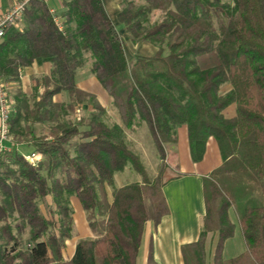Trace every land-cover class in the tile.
<instances>
[{
  "label": "trees",
  "instance_id": "trees-1",
  "mask_svg": "<svg viewBox=\"0 0 264 264\" xmlns=\"http://www.w3.org/2000/svg\"><path fill=\"white\" fill-rule=\"evenodd\" d=\"M139 1L123 0L118 20L133 45L156 48L152 57L129 59L102 0H63L59 15L31 0L22 29L8 30L0 42V76L8 82L20 81L34 63L52 64L32 95L15 93L16 146L0 152V264H137L146 224L158 225L169 213L163 188L178 174L165 160L181 125L195 163L210 138L222 155L204 179L206 215L199 240L182 249L185 264H207L209 233L218 234L213 264H264V0ZM155 11L163 18L148 26ZM88 58L120 123L109 126L97 97L77 86ZM60 94L68 101L55 102ZM84 104L94 111L77 123L69 119ZM232 105L236 115L227 118ZM46 124L48 132L37 134L36 126ZM142 124L162 159L154 179L126 143ZM22 143L40 161L30 163L17 148ZM129 165L141 181L117 186L116 174ZM72 197L94 237L80 240L65 260L74 238ZM231 209L246 250L225 259L235 234Z\"/></svg>",
  "mask_w": 264,
  "mask_h": 264
},
{
  "label": "crops",
  "instance_id": "crops-1",
  "mask_svg": "<svg viewBox=\"0 0 264 264\" xmlns=\"http://www.w3.org/2000/svg\"><path fill=\"white\" fill-rule=\"evenodd\" d=\"M13 1L15 0H0V9L2 11L7 10ZM102 1L108 16L122 36V40L123 35H126L125 38H127L129 44L134 47L133 55H128L129 59L132 60L135 54L148 57L154 56L157 52L155 47L145 43L133 45L128 35L124 34L126 33L125 25L118 20V15L122 10L123 0ZM47 5L56 15H59L64 11L63 0H48ZM91 67L92 61L88 58L86 65L78 70L76 74L77 86L80 89L95 95L101 106L106 110L107 107L101 97L107 98L109 100L108 104L110 102L112 104V99L92 74ZM51 71V63H34L31 66L24 68L21 71L20 81L11 82L14 94L17 91H22L27 95L33 94L36 87L40 88V79L45 76H50ZM103 94H105V96ZM108 100H106V102ZM54 101L62 103L68 101V98L65 94H60L55 96ZM225 115L227 118L235 117L236 106H230L225 111ZM1 146L3 147V150L10 151L14 149L16 143L12 141L3 142ZM17 148L20 152L26 155L33 153L32 148L29 152L22 151L21 144L17 145ZM168 151L170 159L169 165L171 168H175L176 173L178 174V177L171 180L163 188L169 207V213L162 218L158 225H155L153 222L146 224L137 264H148L150 256L152 257L154 264H185L182 249L184 246L196 243L199 240L203 227V218L206 215L204 179L209 177L211 173L218 169L222 164L220 148L214 138L208 140L204 159L198 163H195L192 160L189 132L186 125H181L177 128L176 142L169 147ZM72 199L75 200L74 212L78 213L80 224L77 220L75 221L78 237L76 236L72 240L66 242L67 246L64 250L65 260H70L74 256L76 245L80 240L92 239L94 237L80 201L76 197H72ZM48 202L51 204L49 199ZM229 215L232 223L235 225L234 235H236L238 232H241L238 216L235 218L234 214L231 212ZM81 228L85 234L82 237L79 232ZM232 239L233 238H230L226 241L224 254L226 253L228 242ZM70 242H73L72 249L69 248ZM213 245V239H210L206 244L207 264L213 262L212 259L215 250ZM237 251L238 249L236 250V254H229V256H224V258L232 259L245 252L244 248L243 250H240L241 252Z\"/></svg>",
  "mask_w": 264,
  "mask_h": 264
},
{
  "label": "rangeland",
  "instance_id": "rangeland-1",
  "mask_svg": "<svg viewBox=\"0 0 264 264\" xmlns=\"http://www.w3.org/2000/svg\"><path fill=\"white\" fill-rule=\"evenodd\" d=\"M127 1H130V0H127ZM133 1H135V3L137 5L141 4V1H139V0H133ZM125 3H126V1L123 3V5H125ZM162 18H163L162 14L158 11H155L154 13H152L150 15V20L147 23V25L151 26L155 22L162 20ZM124 34H126V33H124ZM125 37H126V35H123L124 44L126 45V48H125L126 52L128 55H133L134 47L129 44L128 39ZM145 44L153 46L150 43H145ZM230 89H231L230 87H227V88H225L224 92H228V90H230ZM10 93L15 98V94L13 92V86L10 90ZM103 95L105 96V94H103ZM101 98H103L104 104L107 107V109L105 110L106 112L103 115V120L109 126H113L116 123H120V118H119L118 112L114 108L113 104H111V102L108 104L109 100L107 98H104V97H101ZM106 100H108V101L106 102ZM93 111H94V109H93L92 105L84 104V105H81L80 107H78L76 112L73 113L69 119H71L75 123H77L79 121V119L84 118V117L85 118L88 117L89 114H91ZM66 120H67V118H66ZM36 129H37V134H42V132L47 133L49 130V125L48 124L37 125ZM11 141L16 143V141L14 140L13 137H12ZM126 143L134 153H136L137 155H139L141 157V160H142V162H143V164H144V166H145V168L149 174V177L151 179H154L159 172V165L162 163V159L159 156L157 149L155 148L154 141L151 137V134H150L147 126L145 124L139 125L135 128L134 131L129 132L127 134V137H126ZM21 150L24 152H29L31 150V147L27 143H22L21 144ZM31 154H29V155H31ZM29 155H27V156H29ZM165 162L170 163L169 155L167 156ZM172 173L176 174L175 168H173ZM115 181H116V185L121 187L124 185L139 182V181H141V178L134 172V170L132 169V166L129 165L125 169V171H123L122 173L116 174V180ZM110 191H111V189H110ZM48 199L51 202L50 205L53 206L52 197H49ZM74 203H75V200L71 198L70 199V205L73 209V217L75 218V220H74V237H76V236L78 237V231L76 230L75 221L77 220V222L80 224V219H79L78 213L74 212ZM42 209L47 214L44 207H42ZM230 212L234 214L235 218H237V213H236L235 209H231V211H229V213ZM47 216L50 219V216L49 215H47ZM229 217H230V215H229ZM57 218H58V216H57ZM79 232H80L81 237L85 235L82 228L79 230ZM232 238L233 239L230 242H228V244H227V250H226V253L224 254L225 257L229 256V254H236L237 249H238V251L243 250V248H244V251L246 249L245 242L243 241L241 232H238ZM210 239H213V242H214L213 247L215 248L217 245V242H218V234L217 233H209L207 236V239H206V244L210 241ZM27 245H28V243L25 242V246H27ZM72 247H73V242H70L69 248L72 249ZM211 264H213V262Z\"/></svg>",
  "mask_w": 264,
  "mask_h": 264
},
{
  "label": "built area",
  "instance_id": "built-area-1",
  "mask_svg": "<svg viewBox=\"0 0 264 264\" xmlns=\"http://www.w3.org/2000/svg\"><path fill=\"white\" fill-rule=\"evenodd\" d=\"M30 1L31 0H15L7 10L2 11L0 9V42L5 38L8 30L12 28L22 29L24 14ZM42 1L48 2V0ZM56 21L62 29L60 20L57 19ZM11 88L12 83L2 79L0 76V152L4 151L1 146L2 143L12 140L10 127L12 115L15 112L16 100L10 93ZM26 158L30 163L35 164L40 160L41 156L32 153Z\"/></svg>",
  "mask_w": 264,
  "mask_h": 264
}]
</instances>
